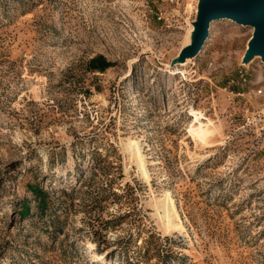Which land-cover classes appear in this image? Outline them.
Listing matches in <instances>:
<instances>
[{
  "label": "rangeland",
  "instance_id": "1",
  "mask_svg": "<svg viewBox=\"0 0 264 264\" xmlns=\"http://www.w3.org/2000/svg\"><path fill=\"white\" fill-rule=\"evenodd\" d=\"M213 2L0 0V264H264V58Z\"/></svg>",
  "mask_w": 264,
  "mask_h": 264
},
{
  "label": "water",
  "instance_id": "2",
  "mask_svg": "<svg viewBox=\"0 0 264 264\" xmlns=\"http://www.w3.org/2000/svg\"><path fill=\"white\" fill-rule=\"evenodd\" d=\"M218 16L231 17L240 21L264 20V0H214L202 9L199 15L198 42H202L208 31V24ZM252 40L253 51L262 52L264 58V24Z\"/></svg>",
  "mask_w": 264,
  "mask_h": 264
},
{
  "label": "bare ground",
  "instance_id": "3",
  "mask_svg": "<svg viewBox=\"0 0 264 264\" xmlns=\"http://www.w3.org/2000/svg\"><path fill=\"white\" fill-rule=\"evenodd\" d=\"M222 18H229V19H232L238 23H243V24H248V25H254V27L256 29L259 30V28L261 27L262 24H264V20H256V21H240L238 19H234V18H231V17H225V16H218L216 18H214L213 20L210 21V23L208 24V28L209 26H211L212 22L214 20H217V19H222ZM205 41L209 40L210 39V31H208V37H204ZM252 45V44H251ZM256 53H258L260 56H263L262 55V52L260 51H256ZM186 61V60H185ZM184 62V61H183ZM187 62V61H186ZM185 63V62H184ZM176 69V68H175ZM196 114V123L199 122V124L192 128V132L193 134L195 135V137H198V138H201L203 141H205L206 143L208 142L209 140V135L212 134L214 131L213 129L208 125L204 124L202 121H201V118L203 117V113L202 112H195ZM138 151H137V155H138V158H140L141 160L143 159V152H142V148L141 147H138L137 148ZM176 205L174 203H172V207L174 208ZM170 207V206H169ZM175 211V209H174ZM170 219V218H169Z\"/></svg>",
  "mask_w": 264,
  "mask_h": 264
},
{
  "label": "trees",
  "instance_id": "4",
  "mask_svg": "<svg viewBox=\"0 0 264 264\" xmlns=\"http://www.w3.org/2000/svg\"><path fill=\"white\" fill-rule=\"evenodd\" d=\"M113 63L109 60H107V58H105L104 56L102 55H99L97 57H94L90 60V63H89V68L91 70H105L106 68L112 66ZM36 189V188H34ZM37 193H40V190H35ZM42 195L41 194V201L43 203L44 199L45 198H42ZM30 211L29 208H26V211L25 212H28Z\"/></svg>",
  "mask_w": 264,
  "mask_h": 264
}]
</instances>
